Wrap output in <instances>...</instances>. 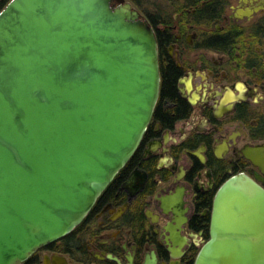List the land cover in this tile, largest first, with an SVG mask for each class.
<instances>
[{
  "label": "water",
  "instance_id": "water-1",
  "mask_svg": "<svg viewBox=\"0 0 264 264\" xmlns=\"http://www.w3.org/2000/svg\"><path fill=\"white\" fill-rule=\"evenodd\" d=\"M117 1L9 0L0 10V264H22L78 226L151 120L156 34ZM246 156L264 174V143ZM194 264H264L257 180L235 173L220 184Z\"/></svg>",
  "mask_w": 264,
  "mask_h": 264
},
{
  "label": "flooded vegetation",
  "instance_id": "flooded-vegetation-1",
  "mask_svg": "<svg viewBox=\"0 0 264 264\" xmlns=\"http://www.w3.org/2000/svg\"><path fill=\"white\" fill-rule=\"evenodd\" d=\"M8 1L0 0V10ZM124 1L153 27L160 77L177 70L187 111L169 125L153 113L82 222L35 250L29 264L59 257L143 264L147 256L154 264H194L220 184L246 173L264 187V174L246 156L264 143V0Z\"/></svg>",
  "mask_w": 264,
  "mask_h": 264
},
{
  "label": "trees",
  "instance_id": "trees-1",
  "mask_svg": "<svg viewBox=\"0 0 264 264\" xmlns=\"http://www.w3.org/2000/svg\"><path fill=\"white\" fill-rule=\"evenodd\" d=\"M176 74L177 70L175 68H166V70L163 71L159 97L153 112L154 117L159 119L165 125H169L174 119L183 116L188 108L187 103L176 93ZM32 260L33 256L27 260V264Z\"/></svg>",
  "mask_w": 264,
  "mask_h": 264
},
{
  "label": "rangeland",
  "instance_id": "rangeland-1",
  "mask_svg": "<svg viewBox=\"0 0 264 264\" xmlns=\"http://www.w3.org/2000/svg\"><path fill=\"white\" fill-rule=\"evenodd\" d=\"M156 1H157V0H156ZM162 1H163V0H160V1L158 0V3L156 2L157 5H160ZM151 6H152V5H151ZM144 7H145V10H146V11L149 10V8H147L146 5H145ZM140 12H141V11H140ZM141 14H143V13H141ZM69 264H80V263H77V262L71 260Z\"/></svg>",
  "mask_w": 264,
  "mask_h": 264
}]
</instances>
